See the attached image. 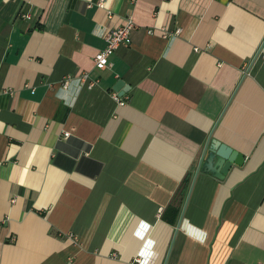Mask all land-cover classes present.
Wrapping results in <instances>:
<instances>
[{
  "label": "crops",
  "instance_id": "obj_1",
  "mask_svg": "<svg viewBox=\"0 0 264 264\" xmlns=\"http://www.w3.org/2000/svg\"><path fill=\"white\" fill-rule=\"evenodd\" d=\"M99 1L0 0V264H264V0Z\"/></svg>",
  "mask_w": 264,
  "mask_h": 264
},
{
  "label": "built area",
  "instance_id": "obj_2",
  "mask_svg": "<svg viewBox=\"0 0 264 264\" xmlns=\"http://www.w3.org/2000/svg\"><path fill=\"white\" fill-rule=\"evenodd\" d=\"M108 0H100L98 6L105 7L106 2ZM23 18L31 19L30 14L23 15ZM111 18V16H110ZM134 23L132 21H128L125 25L118 27V28H109L104 33V39L106 41V47L99 51L94 58V65L95 68L99 70L106 69L111 66V58L115 54L116 50L121 46H129L132 43L131 40V33L134 29ZM180 30L176 32L179 34ZM81 86H85L84 84L87 83L89 89L96 86L97 81L91 80L90 75L88 73H84L79 78ZM70 78L66 79L62 83L63 89H68L70 86ZM114 99L119 103V105H125V101L119 95L118 92H113ZM70 135L69 132L65 133L64 137L67 138Z\"/></svg>",
  "mask_w": 264,
  "mask_h": 264
},
{
  "label": "water",
  "instance_id": "obj_3",
  "mask_svg": "<svg viewBox=\"0 0 264 264\" xmlns=\"http://www.w3.org/2000/svg\"><path fill=\"white\" fill-rule=\"evenodd\" d=\"M125 87V82L120 80L115 84L114 90L120 94L124 92ZM210 152L209 160L211 161V159H215L217 161L216 169H212V171L221 179L228 174L233 165L241 166L245 162L244 155L226 145L218 144L216 142L213 143ZM218 169H220V171Z\"/></svg>",
  "mask_w": 264,
  "mask_h": 264
}]
</instances>
